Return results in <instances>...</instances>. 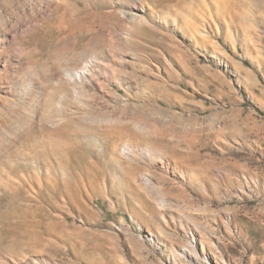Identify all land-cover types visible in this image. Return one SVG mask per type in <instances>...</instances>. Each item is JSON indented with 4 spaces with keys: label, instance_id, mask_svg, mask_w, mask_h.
I'll return each mask as SVG.
<instances>
[{
    "label": "rangeland",
    "instance_id": "1",
    "mask_svg": "<svg viewBox=\"0 0 264 264\" xmlns=\"http://www.w3.org/2000/svg\"><path fill=\"white\" fill-rule=\"evenodd\" d=\"M133 1L0 0V264H264V0Z\"/></svg>",
    "mask_w": 264,
    "mask_h": 264
},
{
    "label": "bare ground",
    "instance_id": "2",
    "mask_svg": "<svg viewBox=\"0 0 264 264\" xmlns=\"http://www.w3.org/2000/svg\"><path fill=\"white\" fill-rule=\"evenodd\" d=\"M135 4H134V6H135V8L138 10V11H141V0H134L133 1ZM135 9V10H136ZM135 12H137V11H134V12H131V11H129V12H127V11H125V12H123V15L126 17L127 15H129V14H131V16L134 18V19H138V21H140L142 18H140V16H138V14L137 13H135ZM134 15H136V16H138V17H135ZM131 16H130V19H131ZM132 18V19H133ZM143 21V20H142ZM141 22V21H140ZM144 22V21H143Z\"/></svg>",
    "mask_w": 264,
    "mask_h": 264
}]
</instances>
